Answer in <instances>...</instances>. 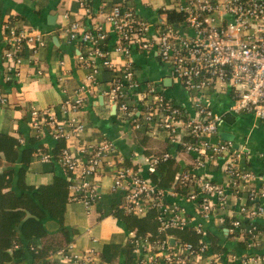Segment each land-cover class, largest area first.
Returning <instances> with one entry per match:
<instances>
[{"label":"built area","instance_id":"2783aa9c","mask_svg":"<svg viewBox=\"0 0 264 264\" xmlns=\"http://www.w3.org/2000/svg\"><path fill=\"white\" fill-rule=\"evenodd\" d=\"M177 1V10L185 16L178 27L164 18L154 28L126 4H115L107 15L110 33L102 25L86 27L79 18L63 25L67 36L79 37L88 46V54L81 57L87 82L62 102L61 117L51 107L33 106L30 127L39 138L49 135L67 142L57 161L71 173L70 190L75 201L90 209L96 206L103 197L99 178L107 174L113 179L111 192L122 193L119 207L125 214L143 217L152 208L158 210L160 227L156 235L130 233V264H264V252L259 251L264 241V229L260 227L264 220V175L242 165L247 153L231 142L214 139L222 116L204 101L209 89L230 92L233 112L251 113L264 120V0ZM81 4L89 10L85 0ZM2 29L7 46L5 70L18 77L25 46L32 45L33 55L37 54L47 44L46 33L12 22L4 23ZM111 34L115 37L113 51L106 45ZM135 50L156 54L169 64L174 78L187 92L194 93L193 113L166 98L156 84L140 81L133 67ZM112 52L125 61L115 63ZM102 67L118 72L107 81L103 94L116 105L120 120L132 129L147 125L155 131L167 130L177 152L183 146L180 150L193 157L190 167H180L172 185L162 187L151 178L160 157L138 152L128 161L129 156L120 153L113 141L86 138L81 112L99 85ZM7 103V98L0 95V104ZM188 136L194 140H187ZM175 151H166L161 158H177ZM53 157L47 152L39 160L49 162ZM221 158L229 177L227 183L219 184L207 173L198 172ZM143 159L149 166L146 173L138 167ZM231 202L239 214L227 220L220 212ZM202 221H214L238 238L243 235L246 251L240 255L215 252ZM187 228L200 235L198 243L182 241L169 232ZM58 254L61 259L57 264H106L96 248L78 253L73 243Z\"/></svg>","mask_w":264,"mask_h":264},{"label":"crops","instance_id":"0c3cea01","mask_svg":"<svg viewBox=\"0 0 264 264\" xmlns=\"http://www.w3.org/2000/svg\"><path fill=\"white\" fill-rule=\"evenodd\" d=\"M85 1L89 10L82 6L81 0H0V95H4L8 100L6 105L0 104V127L5 132H25L24 134L31 135L30 120L33 106L41 109L51 107L61 117L62 102L74 95L76 89L87 82V70L81 61V57L88 54V46L79 37L71 39L69 35L67 36L62 31L63 25L79 18L86 27L102 25L110 33L111 26L107 21V15L115 4H126L135 10L137 16L145 19L155 28L164 19L161 11L172 3V0ZM11 16L15 19V22L12 23L17 24L18 27L28 26L45 32L47 40V44L38 49L37 54L33 55L34 48L32 45L29 46V51L25 50V54L22 53L24 59L18 77L6 72L5 61L3 60L7 46L3 43L2 26L3 22H7ZM114 42L115 37L111 34L108 48L112 51ZM111 56L115 63L122 64L125 61L116 52H112ZM133 67L144 85L156 84L166 98L193 113L191 95L194 93L186 91L184 86L172 75L169 64L165 63L158 55L144 54L135 50L133 52ZM40 70H43V73H40ZM98 78L99 85L88 98L86 107L81 112L86 123V138L95 142L113 141L120 153L129 156L128 161L135 153L145 154L144 147L133 139L134 129L119 119L116 105L103 94L107 88V81L111 79V74L103 72L102 75L99 74ZM204 101L214 112L222 116V124L214 139L231 142L236 149L247 153L241 160L242 165L264 175V166L260 164L259 158L247 146L254 134H261L264 139V120L251 113L233 112L231 110L233 97L230 92L209 89L206 91ZM222 133H227L230 137L229 140H225ZM151 136L161 143L168 140L171 144L170 150L175 149V154L177 156L179 154L176 159L180 167L185 165L190 167L193 157L185 154L180 148L177 152V146L171 143L167 130H154ZM41 140L35 147L43 144L48 147L49 153L54 155L53 149L56 140L49 135L43 136ZM55 161L54 172L67 175V170L57 160ZM142 161L140 163L136 161V163L138 162V167L146 173L149 166L146 160L143 159ZM50 163L52 162L34 161L29 166L27 181L32 184L50 181L53 173H49L50 169H46ZM223 163V158H221V160L209 164L198 172L207 173L215 182L225 184L229 181V177L223 169ZM262 164H264L263 160ZM106 169L112 174L109 167ZM99 179H101L103 197L96 206L90 209L82 202L74 201L70 207V225L78 229V233L72 242L73 249L75 252L85 254L92 248L98 250L104 244L116 243L120 245L118 260L124 261L126 258L125 247L132 231L114 213L115 208L121 203L122 193L111 192L113 181L111 175L103 174ZM112 195L116 196V202L119 203L103 206L104 199ZM220 214L225 216L227 220H231L239 212L237 206L231 202V205L221 211ZM202 222L215 252L221 253L216 251L211 239L214 234L225 247L224 252L240 255L246 251V247L242 245L243 235L238 238L214 221ZM260 223L261 229H264V220H261ZM48 226L52 230L58 228V224L54 221H50ZM259 251L264 252V241ZM101 261L109 264L108 261ZM232 263L239 264L237 261Z\"/></svg>","mask_w":264,"mask_h":264},{"label":"trees","instance_id":"16d2710c","mask_svg":"<svg viewBox=\"0 0 264 264\" xmlns=\"http://www.w3.org/2000/svg\"><path fill=\"white\" fill-rule=\"evenodd\" d=\"M177 2L172 0V4L161 11L163 18L175 27L180 26L185 19L184 14L177 10ZM7 22H15L14 17H9ZM107 43L106 41V45ZM25 50H30L29 45L25 46L23 54ZM103 72L111 74V78L116 77L118 73L102 67L100 74ZM151 130L154 129L147 125L134 129L133 139L144 147L147 156L160 157L151 178L160 186L168 187L174 183L180 165L174 157L168 160L161 158L170 150L171 144L168 140L161 143L154 139ZM31 132V135H26L25 132L11 133L0 127V264H57L61 259L59 251L68 250L78 233V229L70 225L69 219L70 207L75 201L70 190L71 173L67 171L68 174L63 175L54 172L55 160L61 157L67 142L63 139L56 140L53 149L55 162L51 161L52 163L46 166L47 170L50 169L49 173H53L51 180L32 184L27 181L29 166L39 160L42 154L49 152V149L43 144L35 147L42 138ZM21 138L25 141L21 142ZM187 140L194 139L188 136ZM182 148L183 146L180 147ZM128 164L131 165L130 162ZM179 189L185 190L180 186ZM116 201V196H109L104 199L103 206L118 204ZM114 213L137 236L150 233L156 235L159 231L160 221L156 208L150 209L143 217L125 214L119 206L115 208ZM50 221L56 222L58 228L50 229ZM169 232L182 241L199 242L200 235L195 233L193 228L171 229ZM211 239L216 251L224 252L225 247L215 234ZM242 242L245 247L246 240ZM97 251L99 259L108 261L109 264H130L132 260L130 242H127L125 247L124 261L118 260L119 244H104Z\"/></svg>","mask_w":264,"mask_h":264},{"label":"rangeland","instance_id":"374dc122","mask_svg":"<svg viewBox=\"0 0 264 264\" xmlns=\"http://www.w3.org/2000/svg\"><path fill=\"white\" fill-rule=\"evenodd\" d=\"M251 142L247 145L250 150H252L256 157L259 158L262 164V160L264 159V139L261 134H254Z\"/></svg>","mask_w":264,"mask_h":264},{"label":"water","instance_id":"95a60500","mask_svg":"<svg viewBox=\"0 0 264 264\" xmlns=\"http://www.w3.org/2000/svg\"><path fill=\"white\" fill-rule=\"evenodd\" d=\"M116 107V106H115ZM222 136L225 140H229V135L227 133H222Z\"/></svg>","mask_w":264,"mask_h":264}]
</instances>
